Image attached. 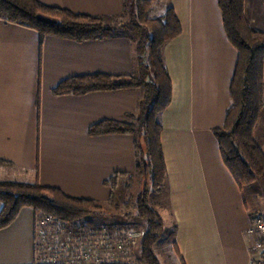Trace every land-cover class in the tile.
I'll list each match as a JSON object with an SVG mask.
<instances>
[{
    "label": "crops",
    "instance_id": "crops-1",
    "mask_svg": "<svg viewBox=\"0 0 264 264\" xmlns=\"http://www.w3.org/2000/svg\"><path fill=\"white\" fill-rule=\"evenodd\" d=\"M37 1L88 16L115 17L123 10V0ZM161 1L155 17L172 8L181 33L162 51L171 100L159 116L166 179L157 204L164 218L157 213L173 228L184 264H250L256 258L248 234L254 213L211 132L230 104L237 53L217 0ZM242 9L251 27L264 32V0H244ZM129 37L75 42L47 36L39 45L36 31L0 20V181L32 182L37 170L39 185L99 203L110 198L104 182L113 174L121 181L134 173V136L93 137L88 128L104 120L130 123L141 91L57 96L52 90L72 77L137 74ZM26 209L0 230V264H11L21 248L30 250L35 216L32 222Z\"/></svg>",
    "mask_w": 264,
    "mask_h": 264
},
{
    "label": "trees",
    "instance_id": "trees-1",
    "mask_svg": "<svg viewBox=\"0 0 264 264\" xmlns=\"http://www.w3.org/2000/svg\"><path fill=\"white\" fill-rule=\"evenodd\" d=\"M128 1H122L123 10L119 16L101 17L77 14L37 0H0V20L36 31L39 45L47 36L75 42L130 36L138 59L137 74L72 77L52 90L57 96L133 89L141 91L136 112L129 114L130 123L104 120L90 126L88 135L134 136V173L144 179L151 176V191L143 189L134 204L135 217L144 224L142 237L137 243L139 257L143 264H160L153 247L161 237L163 221L149 205V197L151 193L157 195L161 192L166 179L159 116L170 103L171 81L166 73L162 51L181 33V27L170 7L162 17L149 19L148 12L154 0H131L134 6L127 17ZM217 3L224 34L236 51L237 60L229 82L230 104L223 124L211 132L225 168L242 191L244 187L264 180V148L254 136L261 110L264 109L261 94L264 85V32L259 33L246 21L242 9L244 0H217ZM145 52L146 59L143 57ZM142 136L146 149L142 147ZM34 175L32 182L0 181V230L10 225L22 208H30L35 217L51 216L76 229L93 225L88 221L89 216L104 213V206L100 203L71 198L60 189L43 187L37 181V170ZM120 177L121 174L115 173L104 182L110 188L109 202L113 200ZM173 249L180 263L184 264L174 244Z\"/></svg>",
    "mask_w": 264,
    "mask_h": 264
},
{
    "label": "rangeland",
    "instance_id": "rangeland-1",
    "mask_svg": "<svg viewBox=\"0 0 264 264\" xmlns=\"http://www.w3.org/2000/svg\"><path fill=\"white\" fill-rule=\"evenodd\" d=\"M154 4L152 5L150 11L148 12V17L149 19L153 18H158L156 16L157 8H159L161 0H154ZM134 3L131 2V0L128 1V6H127V13H125L127 17H129V13L133 10ZM164 13V12H163ZM147 48V46H145ZM144 59L147 58V53L145 52L143 54ZM151 73V71H150ZM149 73V75H151ZM148 76V75H147ZM151 77V76H150ZM150 79V78H147ZM264 81V80H262ZM262 100H264V85H262ZM264 106V105H262ZM254 136L257 140V142L261 145L262 148H264V109L261 110V114L259 117V120L257 122L256 129H254ZM141 143L142 147L146 149L145 147V141L143 139V136L141 137ZM146 158V155H145ZM144 158V159H145ZM23 180V179H21ZM151 176L148 175L145 179L140 177L138 174L133 173L129 177L119 181L117 184V189L115 190L113 200L112 202H99L101 206H104V213L101 214H94L89 216L88 221L91 222L93 225L87 226V228L92 227L95 229H100V228H105L107 230H117V232H123L126 229L132 228L135 232L142 234L144 231V224L137 220L138 218L135 217V201L137 198V195L140 194V192L144 189H147L151 191ZM244 193V199H245V204H247V207H249L250 211L254 213L253 219H264V180L258 181L250 185L249 187H244L243 188ZM161 200L160 195H152L150 194L149 197V205L151 208H153L156 212H158L162 218H164V213L163 207H158L159 205L157 204V201ZM26 214H29L32 218L33 222V217L35 216L32 213L31 209H26L24 211ZM49 218L54 226H57V224L61 223L60 221H56V219L52 218L51 216H38L35 217L36 222H41L42 220H46ZM164 225H163V230L161 231V237L157 243H155L153 250L155 253V256L157 257L158 261L160 264H181L177 255H175L174 249H173V242H174V231L173 228H171V225L168 223V221L165 219L164 220ZM24 222V221H21ZM25 226V225H24ZM22 225V228L24 227ZM68 227L74 236H79L81 233H84V231L88 230L87 228H81V229H76L73 226L66 225ZM84 227V226H83ZM34 230H35V225L33 226L32 230V238H31V246L34 248ZM22 235L24 236L25 230H20ZM140 237V239H141ZM139 239V240H140ZM136 242L133 244V246L130 248V255L128 258L125 259V262L127 264H143V262L140 260L139 257V249L138 245ZM27 252L26 250L19 249L20 251L16 253L10 263L11 264H20L23 261H29L31 264H34V256L32 260V255H34V249H33V254L32 250ZM27 252V253H26ZM33 262H32V261Z\"/></svg>",
    "mask_w": 264,
    "mask_h": 264
},
{
    "label": "built area",
    "instance_id": "built-area-1",
    "mask_svg": "<svg viewBox=\"0 0 264 264\" xmlns=\"http://www.w3.org/2000/svg\"><path fill=\"white\" fill-rule=\"evenodd\" d=\"M34 225V264H127L130 248L141 237L132 228L122 233L93 228L74 236L66 225L54 226L49 218ZM248 234L249 250L256 256L250 264H264V219H253Z\"/></svg>",
    "mask_w": 264,
    "mask_h": 264
}]
</instances>
